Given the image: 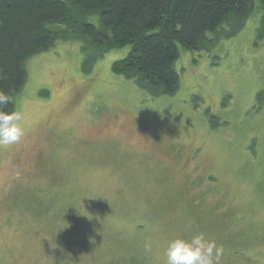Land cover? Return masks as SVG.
I'll return each mask as SVG.
<instances>
[{"label":"rangeland","instance_id":"1","mask_svg":"<svg viewBox=\"0 0 264 264\" xmlns=\"http://www.w3.org/2000/svg\"><path fill=\"white\" fill-rule=\"evenodd\" d=\"M261 19L181 50L171 96L114 73L132 46L30 58L26 135L0 149V264H165L169 240L200 232L221 264H264Z\"/></svg>","mask_w":264,"mask_h":264},{"label":"trees","instance_id":"2","mask_svg":"<svg viewBox=\"0 0 264 264\" xmlns=\"http://www.w3.org/2000/svg\"><path fill=\"white\" fill-rule=\"evenodd\" d=\"M256 10L262 11L259 40L264 0H0V91L12 97L0 110L15 109L28 60L60 41L88 43L104 53L132 46L114 62V73L154 97L171 96L180 82L175 64L181 50H200L222 26L235 35Z\"/></svg>","mask_w":264,"mask_h":264},{"label":"clouds","instance_id":"3","mask_svg":"<svg viewBox=\"0 0 264 264\" xmlns=\"http://www.w3.org/2000/svg\"><path fill=\"white\" fill-rule=\"evenodd\" d=\"M11 95L0 91V106L8 104ZM21 110H0V149L21 142L26 135ZM224 249L215 240L200 232L190 239L175 238L167 242L163 250L165 264H221Z\"/></svg>","mask_w":264,"mask_h":264}]
</instances>
